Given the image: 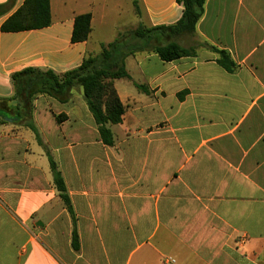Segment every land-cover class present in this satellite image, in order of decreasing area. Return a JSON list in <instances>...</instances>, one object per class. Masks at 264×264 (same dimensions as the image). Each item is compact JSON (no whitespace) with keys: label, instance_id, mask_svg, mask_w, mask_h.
Returning a JSON list of instances; mask_svg holds the SVG:
<instances>
[{"label":"crops","instance_id":"crops-1","mask_svg":"<svg viewBox=\"0 0 264 264\" xmlns=\"http://www.w3.org/2000/svg\"><path fill=\"white\" fill-rule=\"evenodd\" d=\"M24 3L0 0L3 115L16 109L13 74L62 75L115 42L130 79L114 81L126 111L109 125L113 146L79 88L67 103L35 98L42 145L25 126L0 123V264H264V0H207L195 35L172 40L197 55L173 62L143 50L134 32L177 23V0H51L50 27L3 32ZM88 13V40L72 43L76 17ZM206 44L228 52L235 70Z\"/></svg>","mask_w":264,"mask_h":264},{"label":"trees","instance_id":"trees-1","mask_svg":"<svg viewBox=\"0 0 264 264\" xmlns=\"http://www.w3.org/2000/svg\"><path fill=\"white\" fill-rule=\"evenodd\" d=\"M207 0H177L183 7L182 18L173 25L156 26L146 29L142 25L134 32V36L146 40L145 51L157 54L164 62H173L185 57H195L197 47H183L172 40L176 36H194L196 28L204 15ZM8 5H0V17L7 13ZM137 14H140L135 4ZM91 14L79 15L75 19L72 34V43H81L88 40L91 33ZM52 24L51 0H25L24 5L3 25L5 33L25 32L40 30ZM165 40L167 42H165ZM171 40V41H170ZM219 54L218 64L225 70L232 72L236 65L230 54L218 50L208 44L203 45ZM118 42L102 46L101 53L96 57H88L83 64L72 71L58 75L52 70L42 71L36 68H27L13 74L12 80L15 87V97L10 101L15 102L16 109L13 116L8 117L0 111V123L13 121L30 129L38 143L42 145L41 135L33 121L34 100L37 96H48L60 103H67L73 90L79 88L99 127L103 143L107 146L114 145V136L109 125H118L123 121L125 106L120 101L114 87L117 79H130L125 67L127 54L116 53ZM134 52H131L132 54ZM140 89L144 90L142 87ZM145 91V90H144ZM7 102V100H4ZM57 121L60 123L61 118ZM53 175L54 185L60 198L74 219V210L69 198L65 181L57 163L50 154H47ZM79 238L76 228L73 230V247L79 250Z\"/></svg>","mask_w":264,"mask_h":264},{"label":"built area","instance_id":"built-area-1","mask_svg":"<svg viewBox=\"0 0 264 264\" xmlns=\"http://www.w3.org/2000/svg\"><path fill=\"white\" fill-rule=\"evenodd\" d=\"M166 263L176 264V261L172 258L166 259Z\"/></svg>","mask_w":264,"mask_h":264},{"label":"rangeland","instance_id":"rangeland-1","mask_svg":"<svg viewBox=\"0 0 264 264\" xmlns=\"http://www.w3.org/2000/svg\"><path fill=\"white\" fill-rule=\"evenodd\" d=\"M124 23V22H123ZM133 23L132 20H126L124 25H126L127 27L129 26V24ZM130 27V26H129Z\"/></svg>","mask_w":264,"mask_h":264}]
</instances>
